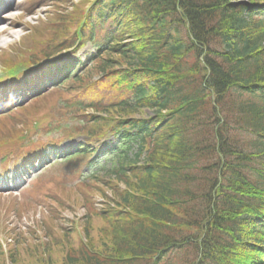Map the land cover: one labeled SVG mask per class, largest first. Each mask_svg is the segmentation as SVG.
Segmentation results:
<instances>
[{
  "label": "trees",
  "instance_id": "16d2710c",
  "mask_svg": "<svg viewBox=\"0 0 264 264\" xmlns=\"http://www.w3.org/2000/svg\"><path fill=\"white\" fill-rule=\"evenodd\" d=\"M48 3L28 64L78 39L97 52L83 73L62 63L66 90L0 116L4 169L37 155L70 167L38 183L47 241L16 236L12 264H264V0H31L27 12ZM49 105L61 116L18 138ZM80 208L85 241L56 224Z\"/></svg>",
  "mask_w": 264,
  "mask_h": 264
},
{
  "label": "rangeland",
  "instance_id": "374dc122",
  "mask_svg": "<svg viewBox=\"0 0 264 264\" xmlns=\"http://www.w3.org/2000/svg\"><path fill=\"white\" fill-rule=\"evenodd\" d=\"M8 1L9 2L12 1V3H15L13 5L14 7L13 9H16V10H12L11 13L7 15H3V17L0 18V21L2 18H7V20L0 22V31L8 29L7 33L2 34L0 36V54H2L4 51L19 50L20 47L22 46L19 40L27 34L26 33V31L28 30L27 24H32V25L36 24V26H40L41 22L44 23L48 21L49 17L53 14V10H54L53 5L51 3H48V5L41 7L37 11V15L22 18L21 17L23 13L22 10L23 8L26 7L27 2H29V0H8ZM73 1H79V0H73ZM91 52H93V50H92V47L89 45L84 49V51L80 53L82 60L86 61L88 53H91ZM12 53H15V52H12ZM48 87L49 85H42L40 87V90L44 91L45 89H48ZM31 91L32 89L29 90L30 95L28 97H33L35 95V94H32ZM5 96L6 95L1 97L0 103L6 100ZM12 98L13 97L11 96L8 106H10ZM24 98L25 97H21V100ZM55 115L60 116L58 111L55 113ZM21 127H23V125L19 124L16 128H21ZM69 169L70 167L67 165L56 163L55 165L46 169L43 172V175H42L43 179L41 178L40 180L45 181L47 177L52 176V175L60 176L61 174H67ZM37 179H39V176L37 175L36 172H34L33 174L27 176L25 180L21 177V175H12L9 177V179L0 180V237H2L3 234H5V232H8L10 229L14 228L16 232L24 231L26 230V228L27 229L33 228L36 225L37 220H39L38 222L41 223L42 221L49 219L48 217L47 219L45 218V216L47 215L46 212L44 211L40 212V208H38L37 210L38 215L35 217L36 213L31 207H26L27 210H26V213H24L23 217H19V216L14 217V215L17 216L15 213L18 209L17 204L19 205V203H25L27 200H29L30 197L27 194V192L29 190L31 191V189L34 188L36 184L34 182ZM66 182L67 180H65V183ZM8 183H12V184L14 183V186L11 185L9 187L10 188L9 191L11 192L7 193L6 189H7ZM40 186L41 185L37 186L36 188L32 190L31 192L32 195L37 194L36 191L37 189L40 188ZM30 191H29V194H30ZM10 204H15V207L12 210L13 211L12 214H9L8 212H6ZM74 218H75L74 213H71L70 211H66L63 213V218L60 221H57L56 224L57 225L62 224L63 226H65L66 224H71V222L74 221ZM11 240H13L12 237H11Z\"/></svg>",
  "mask_w": 264,
  "mask_h": 264
},
{
  "label": "bare ground",
  "instance_id": "6f19581e",
  "mask_svg": "<svg viewBox=\"0 0 264 264\" xmlns=\"http://www.w3.org/2000/svg\"><path fill=\"white\" fill-rule=\"evenodd\" d=\"M1 17H3V16H1ZM1 17H0V18H1ZM5 20H7V18H2L0 22H3V21H5ZM7 31H8V29H6V30H1V31H0V36H1L2 34L7 33Z\"/></svg>",
  "mask_w": 264,
  "mask_h": 264
}]
</instances>
